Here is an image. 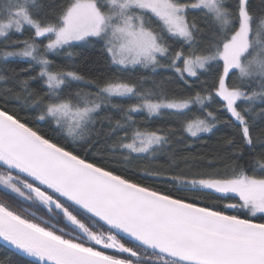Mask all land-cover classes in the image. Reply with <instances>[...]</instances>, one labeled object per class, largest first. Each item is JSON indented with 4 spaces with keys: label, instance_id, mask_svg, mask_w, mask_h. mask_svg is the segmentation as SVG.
<instances>
[{
    "label": "snow or ice",
    "instance_id": "obj_1",
    "mask_svg": "<svg viewBox=\"0 0 264 264\" xmlns=\"http://www.w3.org/2000/svg\"><path fill=\"white\" fill-rule=\"evenodd\" d=\"M260 4L0 0V264H264Z\"/></svg>",
    "mask_w": 264,
    "mask_h": 264
},
{
    "label": "trees",
    "instance_id": "obj_2",
    "mask_svg": "<svg viewBox=\"0 0 264 264\" xmlns=\"http://www.w3.org/2000/svg\"><path fill=\"white\" fill-rule=\"evenodd\" d=\"M251 7L254 12L258 13L261 8L260 0H251ZM80 52L81 54L77 58V63L80 65L81 69L85 71H93V72H101V71L107 72L108 71L107 67L104 65V62L99 58L98 48L96 49L86 48V49L80 50ZM51 58L54 59L57 64L66 63L63 57H51ZM11 66L19 69V68L25 67L26 65L23 62H14ZM142 73H143V70H139L135 75L132 76V79H136ZM174 88L177 92L184 91L183 94L185 95L187 94L186 89L181 90L182 87L174 86ZM194 91L195 89H193V92ZM145 116L146 114L142 113L137 116V119L143 120ZM176 123H177V119H174L168 116H164L162 118H157V119L150 121V124L153 127L158 126V125L167 127L169 125H175ZM230 131H231L230 129H225L221 127V129L217 131L215 135L205 136L200 141H188V143L191 144L190 153L192 155H196L199 153L210 151L211 147L216 144L217 139L221 136L230 134ZM226 202H237V201H226ZM240 215L244 217L246 215V212L244 210H240ZM259 216H257V218Z\"/></svg>",
    "mask_w": 264,
    "mask_h": 264
},
{
    "label": "rangeland",
    "instance_id": "obj_3",
    "mask_svg": "<svg viewBox=\"0 0 264 264\" xmlns=\"http://www.w3.org/2000/svg\"><path fill=\"white\" fill-rule=\"evenodd\" d=\"M181 90H184L183 88H181ZM183 92L184 91H179L178 93H180V94H183ZM193 94H194V92H193ZM171 118H174V119H176L175 117H171ZM260 214H257V216H259Z\"/></svg>",
    "mask_w": 264,
    "mask_h": 264
}]
</instances>
